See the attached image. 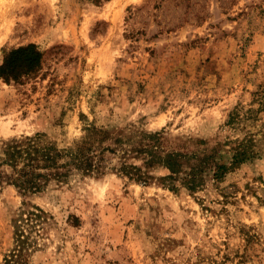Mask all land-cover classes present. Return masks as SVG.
<instances>
[{
	"label": "rangeland",
	"instance_id": "1",
	"mask_svg": "<svg viewBox=\"0 0 264 264\" xmlns=\"http://www.w3.org/2000/svg\"><path fill=\"white\" fill-rule=\"evenodd\" d=\"M32 43L41 72L0 78V148L38 133L70 147L92 125L257 155L195 193L159 167L148 184L108 170L26 196L3 178L0 264L35 207L31 264H264V0H0V65Z\"/></svg>",
	"mask_w": 264,
	"mask_h": 264
},
{
	"label": "trees",
	"instance_id": "2",
	"mask_svg": "<svg viewBox=\"0 0 264 264\" xmlns=\"http://www.w3.org/2000/svg\"><path fill=\"white\" fill-rule=\"evenodd\" d=\"M43 62L44 53L38 45L20 46L5 55L0 65V78L8 83H20L37 76ZM85 131L84 137L74 146L64 148L45 140L41 133L7 141L0 148V181L5 178L26 196L52 185L65 184L76 175L100 176L108 170L148 184L153 179L151 170L159 167L169 171L163 179L169 181L173 190H178L176 182H180L185 190L195 193L210 179L219 181L257 155L245 143L232 147L225 154H207L206 148H191L193 137L173 140L164 129L111 135L106 129L91 125ZM47 219L48 213L40 207L22 212L15 221L16 247L5 256L2 264H31L32 243L28 229L34 230L35 224L42 225Z\"/></svg>",
	"mask_w": 264,
	"mask_h": 264
}]
</instances>
